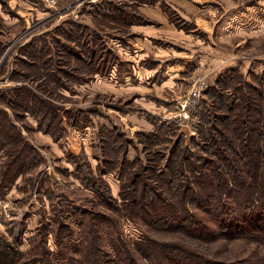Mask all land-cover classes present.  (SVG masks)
<instances>
[{
	"label": "rangeland",
	"instance_id": "374dc122",
	"mask_svg": "<svg viewBox=\"0 0 264 264\" xmlns=\"http://www.w3.org/2000/svg\"><path fill=\"white\" fill-rule=\"evenodd\" d=\"M264 0H0V264H264Z\"/></svg>",
	"mask_w": 264,
	"mask_h": 264
},
{
	"label": "trees",
	"instance_id": "16d2710c",
	"mask_svg": "<svg viewBox=\"0 0 264 264\" xmlns=\"http://www.w3.org/2000/svg\"><path fill=\"white\" fill-rule=\"evenodd\" d=\"M255 216H256V218H255L256 222H253V223H257L258 222L257 220H260V219L264 220V212H262V214L257 212ZM205 264H207V262Z\"/></svg>",
	"mask_w": 264,
	"mask_h": 264
}]
</instances>
